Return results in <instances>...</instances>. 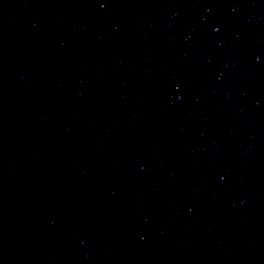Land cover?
<instances>
[{"label": "water", "instance_id": "95a60500", "mask_svg": "<svg viewBox=\"0 0 264 264\" xmlns=\"http://www.w3.org/2000/svg\"><path fill=\"white\" fill-rule=\"evenodd\" d=\"M0 264H32L0 214Z\"/></svg>", "mask_w": 264, "mask_h": 264}]
</instances>
